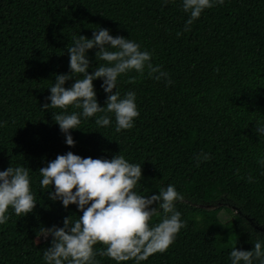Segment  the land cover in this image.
<instances>
[{"label": "trees", "instance_id": "obj_1", "mask_svg": "<svg viewBox=\"0 0 264 264\" xmlns=\"http://www.w3.org/2000/svg\"><path fill=\"white\" fill-rule=\"evenodd\" d=\"M187 17L181 0H0V170L28 167L37 201L26 215L9 207V220L0 224V264H44L36 247L40 227L63 226L65 216L81 214L75 204L64 208L52 201V189L42 192L39 185V168L68 151L109 159L123 154L142 164L138 194L151 195L169 183L183 194L175 207L185 226L165 251L140 264H230L231 248L250 250L256 239L264 240L256 228L264 226V165L257 161L264 137L253 130L264 121V0H224L184 31ZM99 27L152 51V63L172 84L147 73L120 75L121 94L136 92L134 126L117 132L114 117L106 127H98L95 117L81 118L80 129L69 130L75 140L69 146L53 119L64 110L41 105L50 103L45 98L55 75L69 71L73 37L91 38ZM95 52L88 50L89 72L107 63ZM101 82L93 84L103 106ZM67 111L81 110L69 105ZM201 150L212 158L197 166ZM249 174L253 182H247ZM222 211L231 216L223 220ZM162 215L158 210L149 223ZM95 260L117 264L98 254Z\"/></svg>", "mask_w": 264, "mask_h": 264}, {"label": "clouds", "instance_id": "obj_2", "mask_svg": "<svg viewBox=\"0 0 264 264\" xmlns=\"http://www.w3.org/2000/svg\"><path fill=\"white\" fill-rule=\"evenodd\" d=\"M170 2L161 0L163 5ZM223 3L224 0H181V7L188 14L183 30L189 31L205 9ZM180 34L177 32L178 36ZM93 48L96 60L107 63L89 72L92 65L88 50ZM67 51L69 71L55 75L54 83L49 86L50 94L45 98L50 103H43L41 108L64 110L53 113V119L69 146L75 144L69 130L80 129L81 118L95 117L98 127H106L114 117L117 132L134 126V118L139 116L136 92L129 90L121 94L117 88L120 75L130 71L141 76L147 73L152 79H164L166 84H172L162 66L152 63V51L128 37L112 35L105 27L96 28L91 38L74 36ZM77 74L82 78L77 79ZM73 77L74 82L66 87V81ZM97 78L101 79L100 87L107 94L103 106L98 103L93 84ZM128 79L134 83L136 78ZM69 105L81 111L69 113ZM4 123L0 121V127ZM253 130L258 137H264V121H256ZM211 158L201 150L195 156L196 165ZM257 161L264 165V153ZM39 173L42 192L51 188L47 195L52 201H60L64 208L75 204L81 212L75 219L72 215L65 216L63 226L40 227L38 236L45 239L51 236L50 246L43 250L44 264H97V254L117 264L127 260L140 264L149 255L165 251L185 226L182 213L175 207L176 201L183 200V194L171 183L151 195L138 194L135 188L142 180V164L129 162L123 154L116 153L109 159L82 157L68 151L40 167ZM246 180L253 182L254 177L249 174ZM36 203L28 167L10 164L0 170V224L9 220V207L20 216L32 212ZM158 210H162L163 215L159 222L150 224ZM98 242L104 247L94 248ZM228 258L230 264H264V240L256 239L250 250L235 246Z\"/></svg>", "mask_w": 264, "mask_h": 264}, {"label": "rangeland", "instance_id": "obj_3", "mask_svg": "<svg viewBox=\"0 0 264 264\" xmlns=\"http://www.w3.org/2000/svg\"><path fill=\"white\" fill-rule=\"evenodd\" d=\"M230 216H231V214H228L224 211H222V213H221V217L223 220L228 219ZM48 246H49L48 238L45 239L43 236H38L36 238V247H37L38 251L43 252V250Z\"/></svg>", "mask_w": 264, "mask_h": 264}, {"label": "water", "instance_id": "obj_4", "mask_svg": "<svg viewBox=\"0 0 264 264\" xmlns=\"http://www.w3.org/2000/svg\"><path fill=\"white\" fill-rule=\"evenodd\" d=\"M211 208H214V207H211ZM256 228L258 229V230H260L261 232H264V226H256Z\"/></svg>", "mask_w": 264, "mask_h": 264}]
</instances>
